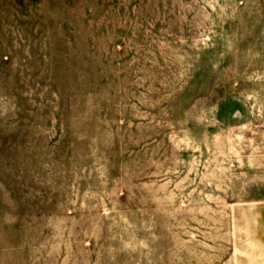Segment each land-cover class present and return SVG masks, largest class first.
<instances>
[{"label":"rangeland","instance_id":"obj_1","mask_svg":"<svg viewBox=\"0 0 264 264\" xmlns=\"http://www.w3.org/2000/svg\"><path fill=\"white\" fill-rule=\"evenodd\" d=\"M0 264H264V0H0Z\"/></svg>","mask_w":264,"mask_h":264}]
</instances>
